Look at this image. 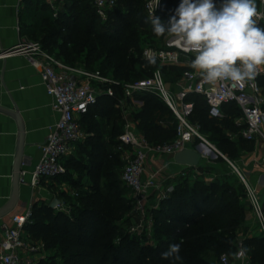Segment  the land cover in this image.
<instances>
[{
  "label": "trees",
  "instance_id": "16d2710c",
  "mask_svg": "<svg viewBox=\"0 0 264 264\" xmlns=\"http://www.w3.org/2000/svg\"><path fill=\"white\" fill-rule=\"evenodd\" d=\"M92 1L67 0L58 18L48 20L42 48L67 65L98 71L124 83L148 78L156 70H160L166 84L182 76L185 69H165L158 61L151 64L142 58L143 44L156 46L165 38L154 34L144 12L146 0H117L106 21L97 16ZM214 2L218 6L221 0ZM179 3L162 0L157 17L167 23ZM258 83L264 90V76ZM121 94L116 88L114 98L101 96L80 118L79 123L94 133L96 141L87 140L76 146L77 157L74 154L64 160L65 175L40 182L51 189L56 199L69 200L70 204L65 202V210L51 209L43 203L32 206L24 232L45 251L55 252L38 264H210V260L219 261L222 255L231 256L237 249V236L244 230L246 210L244 186L230 173L209 183L200 178L180 177L168 198L151 212L154 247L130 235L119 224L127 212L122 194H130L113 175L122 165L112 151L123 124L115 108ZM136 100L142 106L131 114L132 121L147 143L171 142L177 124L171 111L154 95L137 96ZM185 102L193 104L189 121L199 126L203 136L209 133L207 141L229 162L233 163L241 152L253 151L252 143L240 138L233 142L224 133L225 129L237 131L231 120L241 116V112L235 104L223 106L224 119L219 124L208 119L201 96L190 94ZM227 106L232 108L231 114H225ZM102 121L110 125L108 146L99 142ZM216 162L223 163L220 157ZM61 185L75 190L76 197L72 198L67 191L58 192L55 187ZM240 243L250 264H264V234L244 237ZM172 244L180 245L179 261L161 257Z\"/></svg>",
  "mask_w": 264,
  "mask_h": 264
},
{
  "label": "built area",
  "instance_id": "2783aa9c",
  "mask_svg": "<svg viewBox=\"0 0 264 264\" xmlns=\"http://www.w3.org/2000/svg\"><path fill=\"white\" fill-rule=\"evenodd\" d=\"M51 8L53 18H57L59 8L65 0H44ZM181 2V0H178ZM261 8H264V0H259ZM93 8L97 16L106 21L108 14L116 7L117 0H93ZM220 5V4H219ZM218 5V6H219ZM162 7V0H147L144 4L145 15L150 22L154 15L157 17ZM258 12L264 13L262 9ZM264 23V18L258 19V24ZM23 55L31 66L40 73L41 82L46 90L47 97L51 100L50 108L58 118L53 126L48 128L44 144L41 146L42 156L32 172V186L40 184L41 180L65 175L64 160L72 155L75 145L83 141L84 135L79 125V119L93 108L101 96L115 97V89L119 88L122 98L116 102V108L125 115L127 102L133 101L137 96L146 94L154 95L161 100L171 111L177 121L175 138L164 144H149L143 139H137L131 131V124L127 120L125 131L119 138L117 150L124 153V166L120 180L130 191L135 214L139 217L137 225L129 232L141 241L151 244L152 239L151 218L145 216V204L149 201L150 189L161 192L162 186L156 183L158 171L146 173L145 162L149 155L173 157L176 153L188 149V146L198 141L211 149L214 147L200 133L198 125L189 121L193 110V104L186 103L185 98L190 94L201 96L205 101L208 117L214 120H222L224 115L222 108L228 104H235L242 114L240 119V136L247 142L257 139L264 141V98L258 79L264 76V67L254 81H246L241 87L232 81H221L209 85L202 81L196 72H186L183 76L184 85L176 93L166 90V83L160 70H156L148 78L131 83L120 82L97 72H91L84 68L72 67L65 64L55 56L45 51L38 43L21 42L4 52L2 57ZM155 56L161 66H175L181 58L190 61L193 53H186L177 47L168 38L162 41L159 49L147 47L142 52V58L149 61L148 57ZM125 148H130V154H126ZM216 152V151H215ZM222 157L237 174L245 189V202L247 209L253 216L259 234H264V200L258 192L252 188L240 175L237 169L223 155ZM145 175H147L145 177ZM25 173L20 175V181ZM181 177H186L181 174ZM173 191L172 187L162 194V200L168 198ZM56 209L65 210L63 204ZM31 212L22 215H14L11 218V227L3 226L0 234V264H38L44 258L43 249L36 247L24 240V226L30 221ZM242 249L241 243L231 255H222L218 264H232L234 262L247 263L246 253L237 257Z\"/></svg>",
  "mask_w": 264,
  "mask_h": 264
},
{
  "label": "crops",
  "instance_id": "0c3cea01",
  "mask_svg": "<svg viewBox=\"0 0 264 264\" xmlns=\"http://www.w3.org/2000/svg\"><path fill=\"white\" fill-rule=\"evenodd\" d=\"M256 1L258 2L257 8L262 9L264 12V8L260 7L259 0ZM66 3L67 0L59 8V13L64 10ZM56 19L53 18L51 8L44 0H0V210L8 204L13 193V176L18 154H20L21 158L19 165L20 175L22 172L25 173L19 184V198L15 208L10 214L0 219V234L3 226L11 227L12 216L30 212L35 203L49 205L53 199H56V196L47 185L40 183L35 187L32 186V172L42 156L41 146L45 142L48 128L55 124L58 116L50 108L51 100L46 95L39 71L31 66L27 58L23 55L2 57L4 52L12 50L21 42L38 43L42 46L48 20ZM260 24L264 25V23ZM159 44L161 45L159 48H161L162 42ZM192 59L194 57L190 61L181 58L179 64L175 65L177 68H184L185 71L182 76L175 77L172 84L167 83L171 91L176 93L183 87V76L186 72L196 73L190 66ZM262 96L264 98L263 90ZM122 97L121 94L119 99ZM141 106L142 103L137 101L135 97L133 101L127 102V111L123 115L122 111L117 109L115 105V108L120 113L123 124L121 125L120 134L115 140L116 145L112 147V151L118 155L123 164L124 153L118 151L117 147L119 146V138L125 131L127 120L132 126L131 131L135 137L145 140L131 117V114L138 111ZM224 111L225 114H231L230 112L233 110L230 106H227ZM241 116L232 117L233 119L231 120L237 128L236 132L229 129L224 130L225 135L233 142H236L238 138L243 139L239 133L240 129L238 130V128H241ZM208 119L210 118L208 117ZM97 120L101 121L100 119ZM79 125L84 135L83 141L79 144H83L87 140H90V143L96 141L94 133H89L84 126L80 123ZM100 126L102 139L99 142L103 143L104 146H108L110 125L106 121H102ZM204 134L207 140L209 133ZM250 143L253 145V151L241 152L242 156L239 155L236 162L234 161L235 163H232V165L245 181L264 199V141L257 139ZM77 145H75L72 152V155L75 154V157H77ZM199 145L204 144L195 141L194 144L188 146V149H195ZM212 146L218 152L215 146ZM131 151L130 148H125L127 155ZM217 155L211 157L209 153H204L199 165L195 168L179 166L174 163L173 157L149 155L145 162L146 173L158 171L155 180L159 186H162V191L158 192L152 189L148 191L150 198L145 204L146 219L149 220L151 218L152 210L158 209L162 201L161 195L166 194V189L176 186L181 174H185L189 180L198 177L206 183L220 178L226 173L235 175L236 173L232 170L231 166L222 157L224 164L216 162L219 156ZM208 156L211 159H208ZM204 168L209 169V171L204 173ZM83 181L87 185V181ZM55 189L58 192L67 191L69 193L70 191L69 187L65 185L56 186ZM59 201V204L64 205L63 199ZM244 205L246 210L244 229L249 231L257 230L255 220L248 211L245 200ZM139 220L137 216L133 218L132 222L138 223ZM23 237L27 241L28 235L26 233ZM232 264H250V262L247 257V263L232 261Z\"/></svg>",
  "mask_w": 264,
  "mask_h": 264
},
{
  "label": "clouds",
  "instance_id": "9594fccd",
  "mask_svg": "<svg viewBox=\"0 0 264 264\" xmlns=\"http://www.w3.org/2000/svg\"><path fill=\"white\" fill-rule=\"evenodd\" d=\"M159 3V0H158ZM264 13L257 10L256 0H181L167 23L152 16V30L166 37L186 53H193L191 68L204 83L214 85L232 81L243 87L254 81L264 66V27L258 19ZM155 64L156 57H148ZM180 245H169L161 253L173 262L181 259ZM246 249L236 255L242 257Z\"/></svg>",
  "mask_w": 264,
  "mask_h": 264
},
{
  "label": "water",
  "instance_id": "95a60500",
  "mask_svg": "<svg viewBox=\"0 0 264 264\" xmlns=\"http://www.w3.org/2000/svg\"><path fill=\"white\" fill-rule=\"evenodd\" d=\"M166 90H169V84L165 86ZM206 145H199L195 149H185L181 152L176 153L173 156V161L175 164L179 166H184L188 168H195L199 165L201 159L204 156V153H209L211 157L216 156V152ZM21 158L20 154H18L16 159V168L13 176V193L8 202V204L0 210V219L4 218L8 214H10L15 208L18 198H19V184H20V165ZM60 201L58 199H53L49 204L51 209H56L59 205Z\"/></svg>",
  "mask_w": 264,
  "mask_h": 264
},
{
  "label": "rangeland",
  "instance_id": "374dc122",
  "mask_svg": "<svg viewBox=\"0 0 264 264\" xmlns=\"http://www.w3.org/2000/svg\"><path fill=\"white\" fill-rule=\"evenodd\" d=\"M256 5L258 6V2L256 1ZM143 46V48H147V47H153V48H156V49H159V47L161 46L159 43L156 45V46H150V45H147V44H143L142 45ZM72 67H78V68H83L82 66H78V65H75V66H72ZM160 67H164L165 69H173V68H177V67H175V66H161L160 65ZM184 69V68H183ZM168 71V70H167ZM97 73H99L98 71H96ZM165 73H167V72H165ZM164 75V74H163ZM165 76V75H164ZM164 78H166V77H164ZM263 93H264V90H263ZM239 115V114H238ZM237 115V116H238ZM215 122H217V123H219L220 124V122L221 121H218V120H215ZM218 156V155H217ZM240 156H242V154H240ZM218 157H220V156H218ZM208 159H211L209 156L207 157ZM221 158V157H220ZM222 159V158H221ZM237 160V159H236ZM236 160H235V162H236ZM121 161V160H120ZM223 161V160H222ZM235 162H233V163H235ZM121 163H122V165L120 166H118L114 171H113V175L114 176H116V178L118 179V180H120V176H121V172H122V169H123V162L121 161ZM223 164H224V161H223ZM232 173H233V171H232ZM116 174V175H115ZM233 174H235V173H233ZM233 176H235L236 177V179L237 180H239V182H241L240 181V179H239V177L235 174V175H233ZM195 178H198V177H195ZM194 180V179H193ZM103 183V181H101V184ZM64 189V188H63ZM70 189V188H69ZM69 196H71L72 198H75L76 197V191L75 190H73V189H70V191H69ZM122 199H121V201H123V202H125L126 204H127V212H126V214H125V216L123 217V219H122V222L120 223L119 222V224H121V225H123V228H124V230L125 231H127L128 233L137 225V223H133L132 221H133V218H135V217H137V215L135 214V211H134V208H133V203H132V198H131V196H130V194H122V197H121ZM260 198L262 199V200H264L261 196H260ZM72 200V199H71ZM64 202V209H66V204H65V202H67V204L69 205L70 204V201L69 200H66V201H63ZM73 202V201H72ZM254 235H260L259 234V232H258V230H256V229H254L253 231H249V230H247V229H244L243 231H241L239 234H238V236H237V244L236 245H238L240 242H241V240L244 238V237H251V236H254ZM26 242H28V243H30V244H32V245H34V246H36V247H40L41 249H43V247L40 245V243L38 242V241H36V240H34V239H32V238H30V237H27V241ZM55 255V252H47V251H43V256H44V258H47V257H49V256H54ZM210 264H218V260L215 258V259H213V260H210Z\"/></svg>",
  "mask_w": 264,
  "mask_h": 264
}]
</instances>
